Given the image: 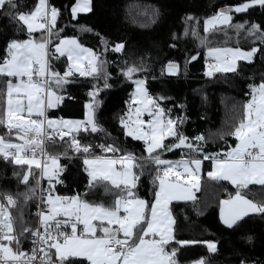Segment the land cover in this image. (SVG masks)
I'll use <instances>...</instances> for the list:
<instances>
[{"label": "snow or ice", "instance_id": "1", "mask_svg": "<svg viewBox=\"0 0 264 264\" xmlns=\"http://www.w3.org/2000/svg\"><path fill=\"white\" fill-rule=\"evenodd\" d=\"M91 5L92 0H74L62 10L50 0H35L31 6L21 4L20 0H0V21L6 20L14 29L0 56V128L4 130L0 133V160L22 169L14 170L13 177L18 185L26 187L24 192L0 191V264H177L178 248L169 247L173 243L180 247L202 243L208 252H217V243L213 241L178 240L169 204L196 199L193 189L199 190L202 165L211 160L214 167L208 172L209 178L227 181L236 189L234 196L221 202L222 223L233 228L249 215H264V203L247 199L241 191L250 185L264 186V77L259 83L248 85L245 95L250 98L243 105L242 116L226 133L237 141L228 151L209 154L203 135L190 138L181 132L180 125L186 118H173L172 108L164 103L171 98L150 94L146 76L133 78L134 74L149 71L143 63L122 69L135 91L120 124L126 136L143 142L147 155L127 152L115 141L82 143L89 133L105 132L96 111L100 92L111 87L110 75L105 70L107 61L101 59L110 42L101 38L104 48L96 52L84 47L77 38L68 37L57 21L66 11L70 20L78 22L79 14L92 11ZM257 7L264 9V0H242L221 8L203 22L208 36L222 33L227 43L232 39L228 30L232 29L237 37L243 33L241 38L252 44L248 50L239 46L208 47V55L215 63L208 65L205 75L239 74L243 69L238 62L251 64L258 54H264V25L232 22L234 14L248 13ZM186 19L195 21L194 17ZM81 27L85 32H93ZM94 34L99 37V33ZM184 35L196 37L204 47L211 43L208 36L200 37L195 28H186ZM173 39L179 37L173 35ZM124 49L123 42L110 46L116 53ZM61 57H66L63 73L54 68V62ZM195 59L197 56L190 57ZM179 73L180 65L173 61L161 68L162 76ZM79 77L97 81L90 86L86 119L49 117L48 110L73 98L63 93ZM100 80L104 82L102 87ZM145 114L148 120L143 119ZM81 133L84 135L78 139ZM65 137L70 141H65ZM60 142L68 144L64 158H72L68 156L69 149L82 156L89 189L110 182L111 189L105 186V193L117 190L111 205L89 202L80 194H55L56 185L64 182L61 177L66 167L59 163L61 154L48 149ZM97 150L101 155L95 154ZM176 150L182 151L180 160L163 158L164 153ZM148 168L155 170L151 200L139 197L136 191ZM42 180L48 183L46 189L41 187ZM38 189L37 226L30 227L22 220L17 226L11 209L18 206L21 198L25 202L35 199ZM24 240L32 244L27 252L22 247ZM198 264L209 261L202 259ZM240 264L246 262L242 260Z\"/></svg>", "mask_w": 264, "mask_h": 264}, {"label": "trees", "instance_id": "2", "mask_svg": "<svg viewBox=\"0 0 264 264\" xmlns=\"http://www.w3.org/2000/svg\"><path fill=\"white\" fill-rule=\"evenodd\" d=\"M35 0H20L21 4L31 6ZM57 8L63 10L64 6L74 0H50ZM242 0H92V11L79 14L78 22L70 20L68 12L64 11L58 18V26L64 29L68 37L77 38L79 42L96 52L104 48L101 38L111 44L123 42L125 49L121 53L109 49L103 51L101 59L106 60L105 70L110 75L108 83L110 88L104 89L98 96L99 107L96 118L105 132L89 133L87 141L112 143L116 142L127 152L137 156L144 153V144L125 135L120 124V117L128 110V104L133 92V84L122 74V69L133 64L143 63L148 72L134 74L137 77L148 78V90L153 96H167L171 99L165 101L168 108H172V116L186 118L180 125V130L188 137L204 136L206 152L215 154L228 151L235 147L236 140L226 133L239 122L243 113V105L250 98L245 93L249 92L250 83H259L264 77V54H258L253 63L239 62L242 71L236 73H216L214 76H203L205 51L208 47H236L248 50L251 41L237 37L232 29V37L225 43L222 33L208 36L203 30L205 19L212 17L221 8L240 4ZM27 11L28 9H24ZM187 17H194L195 21H188ZM250 21L264 25V9L259 7L248 13L234 14L233 23ZM198 22V23H197ZM91 28L93 32H85L82 27ZM192 28L200 37L208 36L211 43L201 46L200 40L191 35L185 36V29ZM14 29L5 20L0 21V56H2L6 39ZM61 33V35H64ZM94 33H99V37ZM17 35H20L17 33ZM173 35L179 37L173 39ZM239 40V44L236 41ZM175 44V47L172 45ZM260 46V42H256ZM197 59L190 60V57ZM169 61L180 65V73L175 77L161 75V68ZM55 70L63 73L66 70V59L61 57L54 62ZM155 77V79H153ZM97 81L91 77H79L76 83L66 86L63 93L65 99L55 110L48 111L53 119H78L85 120L86 107L90 102L88 95L90 86ZM99 85L103 86V80ZM173 105H183L182 108ZM145 116V120H148ZM0 128V133H3ZM110 134V135H106ZM81 133L77 138L80 139ZM223 137V138H221ZM65 141L70 139L65 138ZM63 145V146H61ZM68 144L58 143L55 148L49 147L53 154H61L60 165L66 167L62 174L63 184L56 185V192L60 196H73L80 194L83 199L92 203H113L117 190L112 189L105 193L103 182L94 189L88 188V176L84 170L82 156L68 150L67 159L63 152ZM96 155H101L99 150ZM112 155V154H111ZM163 158L177 160L182 158V151L164 153ZM209 162H204L203 175L196 199L187 203L172 204L171 209L175 218V236L178 240L186 241H213L217 243L218 251L209 253L202 243L180 247L174 243L169 247L178 248L177 264H189L199 259H206L209 264H264V215H249L233 228L222 225L218 218V203L221 199L233 196L236 189L227 182L212 181L206 178ZM22 171L0 160V191L17 193L26 191L24 185H18L13 177V171ZM155 170L148 168L141 177L137 194L139 197L152 199V180ZM46 189L48 183L43 180ZM32 184L35 182L32 181ZM242 194L257 203H264V186H250L241 190ZM38 192V190H37ZM87 193V195H84ZM37 205V195L33 200L25 202L20 199L18 206L11 209L12 215L30 227L35 226L33 211ZM23 250L29 248L28 240L22 244Z\"/></svg>", "mask_w": 264, "mask_h": 264}, {"label": "crops", "instance_id": "3", "mask_svg": "<svg viewBox=\"0 0 264 264\" xmlns=\"http://www.w3.org/2000/svg\"><path fill=\"white\" fill-rule=\"evenodd\" d=\"M82 14H85V13H82ZM85 47V46H84ZM63 58H65L66 59V57H63ZM206 60H213L214 61V63H215V60L213 59V57H210L209 55H208V49L205 51V59H204V63H205V61ZM241 62H243V61H241ZM239 63V62H238ZM245 63H247V62H245ZM167 64V63H166ZM204 69V68H203ZM207 71H208V69H207ZM206 71V72H207ZM165 76H168V75H165ZM206 76V75H205ZM171 77H175V76H171ZM57 108V107H56ZM56 108H54V109H50V110H48V111H53V110H55ZM86 111H87V109H86ZM145 116H147V114H145L144 115V117H143V119H145ZM85 117H86V114H85ZM149 119V118H148ZM65 120H78V119H65ZM78 121H83V120H78ZM65 138H67V139H70L69 137H65ZM234 138V137H233ZM235 139V138H234ZM236 143H237V141H236ZM230 150V149H229ZM108 156H111V154H107ZM181 159V158H180ZM180 159H177V160H180ZM177 160H173V161H177ZM82 162H83V159H82ZM204 162H209V170L205 173V176H206V178L207 179H209V180H212L211 178H209V176H208V172H210V171H212L213 170V167H214V165H213V162L211 161V160H208V161H204ZM203 165H204V163H203ZM203 165H202V169H201V173H200V178H201V176L204 174L203 173ZM26 167V166H25ZM85 167V166H84ZM87 173V172H86ZM88 176V175H87ZM89 178V177H88ZM46 181V180H45ZM212 181H215V180H212ZM43 180L41 181V185L43 186ZM200 182H201V180H200ZM199 182V183H200ZM220 182H227V181H220ZM46 183H47V181H46ZM105 183H107L108 185H110L111 186V184H110V182H105ZM227 183H229V182H227ZM230 184V183H229ZM231 185V184H230ZM250 186H259V185H250ZM249 186V187H250ZM193 191H194V194H195V196H196V194H197V191L195 190V189H193ZM234 196V195H233ZM230 198V197H229ZM229 198H224V199H221L220 201H219V203H218V218H219V221H220V223L222 224V225H224L223 223H222V221H221V219H220V210H221V207H222V204H221V202L223 201V200H227V199H229ZM187 202H191L190 200L189 201H183V200H181V201H172L170 204H169V208H170V210H171V213H172V209H171V206H172V204H176V203H187ZM112 203L111 202H108V204L106 205V206H108V205H111ZM121 214H123V213H121ZM172 215H173V213H172ZM254 215V214H253ZM174 217V216H173ZM225 226V225H224ZM190 245H192V244H190ZM187 246H189V245H187ZM185 247V246H184ZM206 247V246H205ZM210 253V252H209ZM200 260H202V259H199V260H196V261H193V262H191V263H189V264H198V262L200 261Z\"/></svg>", "mask_w": 264, "mask_h": 264}, {"label": "built area", "instance_id": "4", "mask_svg": "<svg viewBox=\"0 0 264 264\" xmlns=\"http://www.w3.org/2000/svg\"><path fill=\"white\" fill-rule=\"evenodd\" d=\"M213 63H214L213 60H206L205 61V63H204V69H203V72H202L203 76H205V73H206V71L208 69V65L209 64H213ZM41 187L44 188V186H42V185H41ZM39 196H40V191L38 189V192H37V203H39ZM36 211H37V209L35 208L34 211H33V216L35 218V226H37V224H38V219L35 216ZM28 244H29V248H28V250H26V252L29 251L31 249V247H32V244H31L30 240H28Z\"/></svg>", "mask_w": 264, "mask_h": 264}, {"label": "rangeland", "instance_id": "5", "mask_svg": "<svg viewBox=\"0 0 264 264\" xmlns=\"http://www.w3.org/2000/svg\"><path fill=\"white\" fill-rule=\"evenodd\" d=\"M209 18H210V17H209ZM207 19H208V18H207ZM205 20H206V19H205ZM205 20H204V21H205ZM203 29H204V23H203ZM134 91H135V87H134V85H133V92H134ZM133 92H132V93H133ZM86 112H87V111H86ZM85 119H86V117H85Z\"/></svg>", "mask_w": 264, "mask_h": 264}]
</instances>
